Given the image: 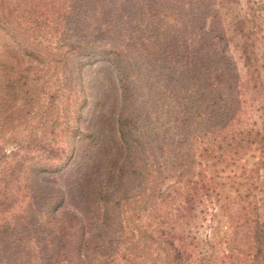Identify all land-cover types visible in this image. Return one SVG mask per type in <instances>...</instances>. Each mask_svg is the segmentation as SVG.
<instances>
[{
	"label": "rangeland",
	"instance_id": "374dc122",
	"mask_svg": "<svg viewBox=\"0 0 264 264\" xmlns=\"http://www.w3.org/2000/svg\"><path fill=\"white\" fill-rule=\"evenodd\" d=\"M92 1L85 10L88 24L101 26L102 43L117 46L122 55L79 57L81 67L73 60L60 69L59 79L67 76L71 88L53 102L67 113H10L13 140L0 151V171L5 154L15 153L13 161H19L18 141L31 147L38 136V143L59 150L47 161L41 150L22 151L31 157L26 184L37 195L34 205L16 199L7 219L0 216L10 225L0 232V264H25L26 255L18 254L24 248L31 264H134L136 253L154 255L148 235H155L158 216L167 210L189 254L183 264H264V253L253 257L251 240L254 219L264 222V91H256L264 88V0H206L203 23L192 21L190 28L182 26L189 0ZM244 18L252 28L245 39L239 30ZM66 36L72 39L73 31ZM244 40L258 65L257 79L248 76ZM199 46L220 62L225 57L237 78L231 74L227 82L231 91L220 85L214 110L198 105L184 112L179 96L186 94L167 75ZM175 47H184L183 53L170 55ZM47 74V92H53L59 84L52 68ZM38 103L49 102L42 95ZM183 128L190 134L180 140ZM203 145L212 149L204 152ZM69 151L80 156L34 175V166L60 163ZM185 191L193 198L188 210L180 207ZM28 216L36 222L22 231ZM157 261L168 264L165 257Z\"/></svg>",
	"mask_w": 264,
	"mask_h": 264
},
{
	"label": "trees",
	"instance_id": "16d2710c",
	"mask_svg": "<svg viewBox=\"0 0 264 264\" xmlns=\"http://www.w3.org/2000/svg\"><path fill=\"white\" fill-rule=\"evenodd\" d=\"M200 2H202V4H200ZM93 3L92 0H0V151H3V145L6 140H13L9 139L12 135H10L11 132L7 126L10 113H14L15 111L18 113H33L35 110V113L36 111L38 113L40 111V113H47L45 115L48 116V113L68 112L66 106H64L63 110H60L56 108V104L53 102L54 99L59 96L60 91L71 88V83H68L69 79L67 76L59 79L58 75L61 68L65 69V66L72 63L73 60H75L77 66L81 67L83 63L79 61V57H90L92 60H96L97 57L94 56H99L101 54H105V56L109 55V58L114 59H116L118 55H122L120 48L117 46L106 44V42L104 44L102 43L101 39L105 38L104 35L106 31L103 30L101 26L99 27V25L95 23V26L90 27V24H88L90 19L88 15L85 14V10H89V8L93 6ZM208 3L206 0L186 1L183 6L185 16L182 17V26L184 25L185 28H190L188 25L191 24L192 21H195V24L201 21V23H203V19H205L208 10ZM223 3L228 4V1H222L221 4L223 5ZM106 15L107 9L105 8L104 13L99 15L100 20H104ZM167 15L168 13L165 14V16ZM240 23L241 27L239 30L245 39L248 37L247 35L252 32V28H248V23L245 18L240 20ZM46 29L48 31L52 29L55 31V35H53L54 33H48ZM71 30L73 31L74 37L72 39H70L69 36L66 38L67 32ZM199 45L201 44L199 43ZM241 46L244 64L247 65L248 76L257 79L256 76H260L259 69L257 67L258 65L256 66V64H253L254 59L249 55V44L244 40ZM177 48L178 47L173 48L169 54L172 55L173 52L179 54L178 51L183 53L184 47L179 50H177ZM199 48L200 49L195 48L190 50L191 57H185V61H180L178 63L179 68H176L167 75L171 81H174L173 86H180L181 91L183 90L186 94V96H179L182 106L181 111L184 112H193L195 111V106L198 105L200 107H205V110L209 107H213L214 110L216 101L221 98L220 91H218L220 85L224 82L223 85H226L230 91L234 88L231 82L227 84L232 74L229 70V68H232L230 67L229 61L225 57L220 56V62V59L216 58V60L215 57L212 56L213 54L210 55V52L206 50L205 46H199ZM50 68H52L55 73V83L59 84L53 92H47V90H50V87L48 88L47 86L51 80L50 75L47 74ZM232 75L234 79L237 78V74L234 73ZM78 76L79 74H77V78ZM252 87L254 89L257 88L256 85H252ZM256 91H264V88L261 85ZM42 95H45L49 103L47 105H43L42 103L39 106L38 102H40ZM208 99H211L212 103L205 106L203 102ZM102 101H104L103 98H100L98 103ZM35 106L38 107L37 110L34 109ZM206 113L215 112L211 110ZM183 119L185 123H188L186 117ZM208 120L211 121V119ZM49 121L51 122L52 119L50 118ZM52 123L55 124L56 121L54 120ZM66 126L68 127L67 123ZM188 134L190 133L187 129H180V140H183ZM14 140L17 139L14 138ZM38 142V136L31 138L29 141V143L34 144V146L31 147H22L18 141L15 149L18 153L21 152L22 156L19 157V161H13V156L17 155L15 153L11 155L5 154L6 161L2 159L5 162L3 170L0 171V216L2 215V218L5 216L7 219V215H9L8 212L10 211L9 208L12 207L16 199L21 200L25 198L26 206L29 207L34 205L33 198L37 194L33 192L32 189H29L28 184H26L28 182V173L26 172L31 168L29 167L31 165L26 163L31 161V157H29L27 152L31 151L32 148L37 151L41 150V152L46 153L44 158L47 161L50 157L57 155L56 151L59 150V146H49ZM203 146L204 148L202 147V149L204 152H208L209 149H212L206 147V145ZM24 148L27 150L26 153L22 152ZM61 150L65 152L64 149H60V151ZM76 155L80 156V153L69 151L65 153L66 157L55 165L44 163L46 162L44 161L41 164L48 165L42 166L39 164L34 166V175L38 176L52 169H61L68 164V162L71 164ZM24 157H26V159ZM95 157V155L89 157V168L94 167ZM27 189H29V191ZM190 191H192V188ZM191 193L193 195V192ZM180 195L182 197V204L180 207H187L188 210L193 199H191L192 196H190V192L185 191V194L181 192ZM28 207L26 209L30 212ZM174 211L177 212L179 210L177 209ZM163 212L165 213L159 215L156 221L158 228L153 230L155 235H153V233L148 235L154 248V250H152L154 255H149L145 251L142 252H145L146 255L136 253L135 256L134 254L140 264H158L157 259H163L164 257L165 259L167 258L168 264H183V262L187 260L189 254L185 253L186 248L182 241L183 236L176 231L179 226L175 221L169 220L170 217L168 215L173 212L169 210ZM19 216L20 214H16L14 219H19ZM10 218H12V215ZM35 220V217L28 216L24 224L20 222L24 228L22 231H29V225L32 222L35 224ZM263 223L264 222L256 218L252 224L253 234L251 240L254 244L255 250L253 257H255V259L263 258ZM9 229L10 225L8 223L0 222V232H5ZM143 246H145V244H143ZM27 251L29 252V250ZM27 251H25L24 248V250H21L18 254L24 253V255L27 256L29 255ZM5 253L6 251H4V254ZM11 254H14V252ZM26 256L25 260L27 262L25 261V264H31ZM28 258L30 257L28 256ZM139 258L143 261H139ZM137 261L134 262V264H137ZM130 264H132V262Z\"/></svg>",
	"mask_w": 264,
	"mask_h": 264
}]
</instances>
